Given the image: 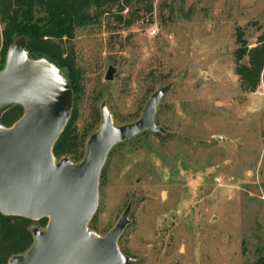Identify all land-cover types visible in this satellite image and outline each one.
<instances>
[{"label": "rangeland", "instance_id": "1", "mask_svg": "<svg viewBox=\"0 0 264 264\" xmlns=\"http://www.w3.org/2000/svg\"><path fill=\"white\" fill-rule=\"evenodd\" d=\"M124 8L90 5L87 13L99 17L70 39H51L55 60L37 59L71 90L70 130L62 134L66 124L55 143L56 162L82 161L103 106L122 127L168 88L153 119L163 131H144L108 152L89 229L107 235L130 205L117 246L136 264H264V64L259 76L243 71L249 52L264 47V0H145ZM33 17L46 19L41 10ZM3 27L0 71L9 49L26 39L6 46ZM109 67L113 79L105 81ZM23 114L10 107L4 126ZM47 224L26 223L29 243L14 256L26 255L32 231Z\"/></svg>", "mask_w": 264, "mask_h": 264}, {"label": "water", "instance_id": "2", "mask_svg": "<svg viewBox=\"0 0 264 264\" xmlns=\"http://www.w3.org/2000/svg\"><path fill=\"white\" fill-rule=\"evenodd\" d=\"M26 44L19 40L9 49L0 71V214L48 224L43 232L32 231L26 255L7 264H136L117 246L130 205L105 236L88 225L98 207V180L108 152L144 131H163L153 119L168 88L155 91L139 120L122 127L113 125L103 106L102 123L89 137L82 161L56 162L52 149L70 115L71 90L52 64L30 57ZM113 75L109 67L105 81ZM14 105L24 114L7 128L1 118Z\"/></svg>", "mask_w": 264, "mask_h": 264}, {"label": "trees", "instance_id": "3", "mask_svg": "<svg viewBox=\"0 0 264 264\" xmlns=\"http://www.w3.org/2000/svg\"><path fill=\"white\" fill-rule=\"evenodd\" d=\"M143 1L145 0H0V22L4 24L3 44L8 46L13 38L25 36L26 50L32 59L46 57L55 60L51 39H70L75 28L94 22L99 14L87 13L90 5L100 8L104 4H116L123 11L131 3ZM39 10L45 13L46 19L34 21L33 15ZM115 18L122 20L121 16ZM124 22L130 25L128 20ZM249 55L250 70L243 71L246 75L259 76L264 64V47L251 50ZM243 71L240 73L243 74ZM69 130L68 122L62 134ZM52 154L58 156L57 144L53 146ZM29 221L31 220L0 214V264H6L10 257L19 254L28 245L30 236L24 225Z\"/></svg>", "mask_w": 264, "mask_h": 264}, {"label": "built area", "instance_id": "4", "mask_svg": "<svg viewBox=\"0 0 264 264\" xmlns=\"http://www.w3.org/2000/svg\"><path fill=\"white\" fill-rule=\"evenodd\" d=\"M156 31L153 29V31L150 32L151 35L155 34Z\"/></svg>", "mask_w": 264, "mask_h": 264}]
</instances>
